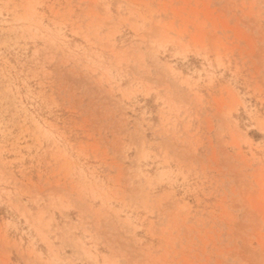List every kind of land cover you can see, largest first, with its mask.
Returning <instances> with one entry per match:
<instances>
[{
	"label": "rangeland",
	"instance_id": "rangeland-1",
	"mask_svg": "<svg viewBox=\"0 0 264 264\" xmlns=\"http://www.w3.org/2000/svg\"><path fill=\"white\" fill-rule=\"evenodd\" d=\"M0 264H264V0H0Z\"/></svg>",
	"mask_w": 264,
	"mask_h": 264
}]
</instances>
